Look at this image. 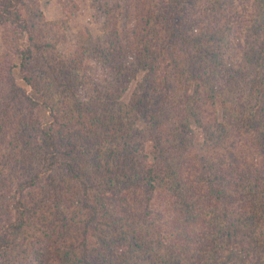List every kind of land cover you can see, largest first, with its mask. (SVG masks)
<instances>
[{
    "label": "trees",
    "instance_id": "16d2710c",
    "mask_svg": "<svg viewBox=\"0 0 264 264\" xmlns=\"http://www.w3.org/2000/svg\"><path fill=\"white\" fill-rule=\"evenodd\" d=\"M40 1L0 0V264H264V35L236 0H90L104 32L69 58ZM246 123L258 158L229 150Z\"/></svg>",
    "mask_w": 264,
    "mask_h": 264
},
{
    "label": "rangeland",
    "instance_id": "374dc122",
    "mask_svg": "<svg viewBox=\"0 0 264 264\" xmlns=\"http://www.w3.org/2000/svg\"><path fill=\"white\" fill-rule=\"evenodd\" d=\"M75 3L78 5V10L74 14H67L65 10L63 9L61 3L58 0H41L40 1V8L43 12L44 18L47 21L51 22H59L63 23L64 22V33L67 37V43H59L57 44V51L60 52V55L63 57H72L75 49L78 45H82L86 43H89L91 38H96L97 36L101 35L104 32V25L98 18V14H95L92 6H91V1L90 0H75ZM240 0H236L235 6H231L232 8L234 7L235 10H239L240 15L238 20V23H241V42H245L244 45L246 46V42L250 37H255L254 35H260L258 38L261 40V37H263V33H261V30H252V26L254 27L258 26L261 27L262 24L260 21L264 22V17H263V12H264V3L260 7V10L254 9V8H248L246 11H244L243 4ZM230 5V4H229ZM62 21V22H61ZM237 22H234V25ZM59 27H57V30ZM58 32V31H57ZM264 39V38H263ZM55 47V48H56ZM4 50V42L2 40V37L0 35V55L2 54ZM231 49L229 50V55L231 54ZM238 55H235V57ZM242 61V60H239ZM91 62V61H90ZM89 62V63H90ZM236 63L234 65L236 66ZM145 71H140L137 76L132 80L131 84L129 85L128 91L123 93V96L121 98L122 103L128 104L133 91L137 87V83L142 80V77L144 75ZM94 73V72H92ZM97 73V72H96ZM219 83L222 87V89H228V85L230 84V81L232 80L231 74L224 70L220 76H218ZM259 85L264 86V76H261L258 80ZM29 89L31 87L29 86ZM229 94L227 93V96ZM223 96V95H222ZM261 99L262 96L260 95ZM259 97V98H260ZM227 101V100H226ZM264 100L260 101L259 105L257 104L255 106V112L256 115H259L260 113L264 112L262 111V106ZM263 102V103H262ZM225 103V100L223 97H218L216 99V108H217V113L218 117L220 120H222V110H223V104ZM227 103H229L227 101ZM262 105V106H261ZM261 106V108H260ZM147 123L145 119L139 117V121L137 122V127L141 129V131L144 130L146 127ZM146 131V130H145ZM196 132V138L194 140L195 143V149L197 152L202 153L203 149V132L202 129L199 127L195 128ZM232 134L230 137V152L231 151H236L237 153L242 152L244 154V157L247 159L253 158V157H260L258 154V150L256 148H253L252 145H255L258 143V141L255 139V134H257V131L255 128L249 123L239 125L238 128H236L234 131L231 132ZM147 137V149L150 152L153 149V141L150 140L151 138L145 134ZM150 140V141H149ZM219 144V149L222 147V144ZM255 153L253 154V152ZM227 155L229 154L228 152H225ZM52 264H58V260L54 259L52 261Z\"/></svg>",
    "mask_w": 264,
    "mask_h": 264
}]
</instances>
